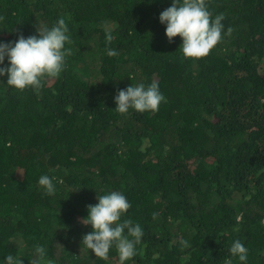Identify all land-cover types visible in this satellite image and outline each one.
Masks as SVG:
<instances>
[{"label": "trees", "instance_id": "obj_1", "mask_svg": "<svg viewBox=\"0 0 264 264\" xmlns=\"http://www.w3.org/2000/svg\"><path fill=\"white\" fill-rule=\"evenodd\" d=\"M171 4L0 0V42L60 18L74 41L38 90L0 76V264L9 254L30 264L36 245L52 264H119L115 246L104 260L82 243L87 206L113 191L130 204L121 222L144 233L124 264H244L229 252L237 239L246 264H264V0H206L224 28L198 60L183 57L181 37L168 42L159 14ZM153 81L166 98L158 111L115 110L119 90Z\"/></svg>", "mask_w": 264, "mask_h": 264}, {"label": "clouds", "instance_id": "obj_2", "mask_svg": "<svg viewBox=\"0 0 264 264\" xmlns=\"http://www.w3.org/2000/svg\"><path fill=\"white\" fill-rule=\"evenodd\" d=\"M4 17H0L2 21ZM223 14L212 18L207 10L206 0H172L171 6L159 14V21L166 25L165 35L168 42L179 36L182 38L180 51L184 58L194 60L206 57L210 51L220 42L224 28ZM38 35L25 38L19 35L15 42H0V64L5 57L8 66L0 67V76L7 74L6 84L18 90L28 87L38 90L42 86V80L46 77H59L66 67V57L71 56L72 49L65 44H73L69 29L64 18H60L50 29L47 27L36 28ZM233 29L229 27L227 34L231 35ZM113 40L110 33L105 34L106 54L109 57L118 55L114 49L108 48ZM165 97L159 90L158 82L153 81L145 87L144 84L119 90L114 97L115 110L120 114H127L134 109L138 113L151 111L155 113L159 109ZM38 183L44 189L47 196L56 192L53 179L42 175ZM78 190V189H77ZM98 203L88 205V215L81 220L84 225H91L92 231L85 234L82 243L86 249H90L96 257L107 260L110 248L115 246L118 253L119 264L133 258L136 255L135 245L141 243L143 236L139 224H133L130 219L121 222L122 214L130 208L126 197L113 191L106 195L97 196ZM153 213V217H156ZM242 214L238 220L242 221ZM127 230V234H125ZM131 237L132 239H129ZM181 249L190 247L187 240L179 241ZM36 258L30 264H52L51 260L45 261L46 250L44 247L35 246ZM229 252L231 257H238L240 262L246 264L248 249L240 240H235ZM5 264H23L18 256L9 254L5 257ZM225 264H233L231 258L225 260Z\"/></svg>", "mask_w": 264, "mask_h": 264}]
</instances>
